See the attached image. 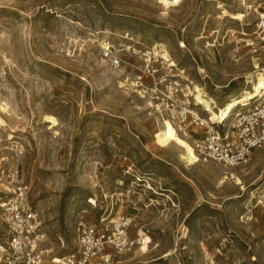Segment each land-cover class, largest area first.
I'll return each mask as SVG.
<instances>
[{
  "label": "rangeland",
  "instance_id": "1",
  "mask_svg": "<svg viewBox=\"0 0 264 264\" xmlns=\"http://www.w3.org/2000/svg\"><path fill=\"white\" fill-rule=\"evenodd\" d=\"M243 2L184 0L165 16L158 0H0V107L7 102L19 117L0 115L21 139V176L57 255L77 248L80 223L122 214L131 218L132 240L151 236V251L135 244L111 264H264V148L229 169L202 158L188 165L176 146L150 147L162 122L146 100L120 88L119 72L90 40L100 30L112 38L129 31L140 48L164 44L224 106L252 86L243 77L253 71L250 60L230 61L225 38L229 27L253 30L248 6L264 0ZM223 9L246 16L222 19ZM216 28L218 50L207 44ZM46 114L60 119L58 135ZM231 171L245 189L220 184Z\"/></svg>",
  "mask_w": 264,
  "mask_h": 264
},
{
  "label": "built area",
  "instance_id": "2",
  "mask_svg": "<svg viewBox=\"0 0 264 264\" xmlns=\"http://www.w3.org/2000/svg\"><path fill=\"white\" fill-rule=\"evenodd\" d=\"M224 5L219 4V8ZM260 5L248 6V15L255 14L251 32L232 27L225 32L229 60H250L253 74L264 70V6ZM220 30L213 29L212 42H207L215 50L222 46ZM111 34L100 30L90 40L97 43L101 61L119 72L120 88L146 100L161 122L171 123L193 144L200 158L230 169L246 163L255 150L264 148V91L249 104L237 106L229 116L213 119L200 103L199 86L185 67L172 57L157 54L155 47L140 48V41L129 31L121 37L112 38ZM180 47L187 45L180 41ZM246 85L252 84L246 81ZM6 127L7 123L0 121V223L5 226L0 264H111L113 258L140 244L141 240H132L129 234L130 217L119 214L108 220L104 215L96 222L80 223L77 248L57 255L45 220L32 207L31 189L21 176L23 144ZM259 181L264 206V169Z\"/></svg>",
  "mask_w": 264,
  "mask_h": 264
},
{
  "label": "bare ground",
  "instance_id": "3",
  "mask_svg": "<svg viewBox=\"0 0 264 264\" xmlns=\"http://www.w3.org/2000/svg\"><path fill=\"white\" fill-rule=\"evenodd\" d=\"M159 3L163 6V12L162 14L167 16L169 15V11L171 9H174L184 1V0H158ZM245 4L246 0H244ZM222 17H230L233 20H243V18L246 16V13L244 12H237V13H230L229 10L223 9L222 10ZM180 45V43H179ZM181 45L186 46L185 41H181ZM160 46V47H159ZM154 51L157 54L163 55V57L170 59L171 54L168 50V48L164 45H158L154 48ZM243 77L248 81L249 84H252L250 89L248 87H245V89L242 91V93L239 96H233L231 100L224 106H219L217 101L209 96L201 87H198L199 93L198 97L200 100V103L205 105L207 110L211 113L213 119H219L222 117L229 116L232 111L239 105H247L249 104L253 99L260 96L264 91V70L257 72V74H253V72L248 71L243 74ZM239 78V76H236L233 80H236ZM2 112L9 113L10 115L18 116L16 109L9 105L7 102H4L2 106L0 107ZM0 121L3 124H6V120L2 115H0ZM44 123H48L49 129H54L56 131V134L58 135L59 132L57 131L58 127L61 126L60 119L53 115V114H46L43 118ZM160 129L155 133L154 139L152 141V144L150 147H159V148H170L171 146H176L179 148V158L181 160L185 161L188 165H196L199 164L201 159L193 146V144L186 139L182 134H180L175 127L166 121L165 123H161ZM227 182H233L235 185L239 186L240 189H245V183L243 178L236 173L235 171L231 172H224L223 177L220 181V184L223 186ZM238 197V195L230 196L228 199H232ZM142 244L141 249L144 251V253H149L151 251V246L149 245L152 241L151 236L146 235L143 239H140ZM171 253L166 252L163 257L170 256ZM214 262V261H213Z\"/></svg>",
  "mask_w": 264,
  "mask_h": 264
}]
</instances>
